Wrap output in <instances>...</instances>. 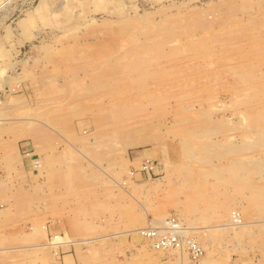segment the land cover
<instances>
[{
	"label": "rangeland",
	"instance_id": "obj_1",
	"mask_svg": "<svg viewBox=\"0 0 264 264\" xmlns=\"http://www.w3.org/2000/svg\"><path fill=\"white\" fill-rule=\"evenodd\" d=\"M4 5L0 264H264V0Z\"/></svg>",
	"mask_w": 264,
	"mask_h": 264
},
{
	"label": "built area",
	"instance_id": "obj_2",
	"mask_svg": "<svg viewBox=\"0 0 264 264\" xmlns=\"http://www.w3.org/2000/svg\"><path fill=\"white\" fill-rule=\"evenodd\" d=\"M140 234L150 240L156 249L186 250L195 260L204 253V249L198 242L185 236L183 225L176 218H169L160 226L142 228Z\"/></svg>",
	"mask_w": 264,
	"mask_h": 264
},
{
	"label": "bare ground",
	"instance_id": "obj_3",
	"mask_svg": "<svg viewBox=\"0 0 264 264\" xmlns=\"http://www.w3.org/2000/svg\"><path fill=\"white\" fill-rule=\"evenodd\" d=\"M10 2V1H9ZM8 3V0H2L1 2H0V10L2 9V6L4 5V4H7ZM5 6V5H4ZM3 6V7H4ZM81 46V45H80ZM98 56V55H97ZM187 151V150H186ZM16 188V187H15ZM233 215V214H232ZM238 217H240V216H238ZM234 219V221L235 222H238L239 220H240V218L239 219H237V216H234L233 218H232V220ZM233 222V221H232ZM234 222V223H235ZM239 223H241V222H239ZM235 225H238V224H235ZM154 226V225H153ZM144 228V227H143ZM141 230V229H140ZM140 230H139V233H140ZM59 240V241H58ZM58 241V242H57ZM69 241L67 240V239H65V238H61V239H59V237L58 236H55L54 237V241H53V243L51 242L50 244L51 245H54V246H56L57 244H65V243H68ZM160 250V249H159ZM170 250V249H169ZM174 250V249H173Z\"/></svg>",
	"mask_w": 264,
	"mask_h": 264
},
{
	"label": "crops",
	"instance_id": "obj_4",
	"mask_svg": "<svg viewBox=\"0 0 264 264\" xmlns=\"http://www.w3.org/2000/svg\"><path fill=\"white\" fill-rule=\"evenodd\" d=\"M28 166H31L32 164H27ZM2 177V173L0 171V178ZM1 182V181H0Z\"/></svg>",
	"mask_w": 264,
	"mask_h": 264
}]
</instances>
